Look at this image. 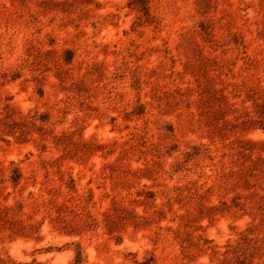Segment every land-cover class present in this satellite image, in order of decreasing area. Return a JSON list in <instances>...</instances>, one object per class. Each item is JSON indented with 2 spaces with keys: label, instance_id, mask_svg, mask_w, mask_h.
Segmentation results:
<instances>
[{
  "label": "rangeland",
  "instance_id": "rangeland-1",
  "mask_svg": "<svg viewBox=\"0 0 264 264\" xmlns=\"http://www.w3.org/2000/svg\"><path fill=\"white\" fill-rule=\"evenodd\" d=\"M0 264H264V0H0Z\"/></svg>",
  "mask_w": 264,
  "mask_h": 264
}]
</instances>
